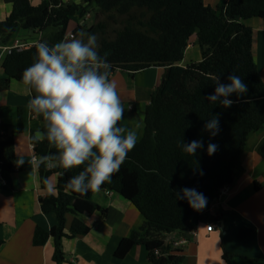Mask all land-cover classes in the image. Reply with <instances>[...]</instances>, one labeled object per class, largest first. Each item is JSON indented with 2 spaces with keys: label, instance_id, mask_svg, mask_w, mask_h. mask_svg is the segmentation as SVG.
Returning <instances> with one entry per match:
<instances>
[{
  "label": "trees",
  "instance_id": "obj_1",
  "mask_svg": "<svg viewBox=\"0 0 264 264\" xmlns=\"http://www.w3.org/2000/svg\"><path fill=\"white\" fill-rule=\"evenodd\" d=\"M5 2L13 9L7 19L0 20V44H7L19 28L37 33L53 28L54 32L41 40L49 45L67 39L70 22L81 9L62 0H44L38 6H33L30 0ZM83 2L87 6L96 5L98 15L105 18H99L86 32L97 36V51L101 56L108 53L110 76L117 71L137 73L150 67L166 68L164 81L146 109L143 138L128 153L111 182L101 187L131 202L148 223L143 235L133 233L120 242L116 256L123 259L139 245L147 249L154 264H181L182 257H157L154 251H169L164 241L167 235L187 232L199 222L220 220V217H209L211 204L240 169L250 134L264 128V81L253 58L252 30L242 22L254 18L264 20V0H228L220 12L205 0ZM84 15L85 8L80 13L81 17ZM108 21L119 24L114 35L109 33ZM79 32L75 29L72 34L76 36ZM194 36L202 50V61L178 66ZM35 53L33 45L13 49L6 55L2 68L7 79L0 83L3 90L9 89L13 81L24 85L22 73L34 62ZM231 74L243 79L247 93L239 97L231 94L229 99L234 103L229 108H224L219 101L209 102L206 97L215 92V78L220 77V83L228 84L227 77ZM23 112L19 108V133L25 130ZM217 114L220 131L212 137L204 126ZM121 123L122 120L120 126ZM9 127L3 122L0 125V174L5 181L0 183V191L5 193L13 191L12 175L16 172L15 143ZM181 140L185 144L201 140L203 147L191 156L182 151ZM209 143L218 145L211 156L207 153ZM35 152L40 158H55L57 150L45 140L35 145ZM48 160L39 164L41 184L46 189L49 178L57 175V194L42 197L40 204L45 215L56 216L57 225L50 230L36 228L33 243L40 247L51 239L53 260L63 264V239L86 235L91 230L79 217L95 213L105 216L106 211L92 202L95 192L81 195L66 188L67 181L79 174L83 165L66 170L56 161V167L50 169ZM184 188L203 193L207 198L206 207L196 211L187 200L177 199L175 194ZM68 214L75 216L70 235L65 232ZM253 232L242 227L239 238L244 239ZM234 257L225 252L223 260L230 264Z\"/></svg>",
  "mask_w": 264,
  "mask_h": 264
},
{
  "label": "crops",
  "instance_id": "obj_2",
  "mask_svg": "<svg viewBox=\"0 0 264 264\" xmlns=\"http://www.w3.org/2000/svg\"><path fill=\"white\" fill-rule=\"evenodd\" d=\"M44 0H30L33 6ZM64 4H75L81 9L75 26H69L71 33L75 29L87 31L99 20V8L87 6L83 0H62ZM205 3L218 12L228 0H205ZM85 8L84 17L80 16ZM12 5L0 0V20L7 19ZM96 10L94 16L91 10ZM252 30V53L255 64L264 81V20L249 19L242 21ZM91 25V26H90ZM54 32L53 28L44 33L26 31L21 28L13 34L7 44H0V83L7 79L2 64L9 52L8 48L19 45L29 48ZM188 53L192 56H188ZM188 56V57H187ZM202 61V50L196 36L193 37L178 66L187 67ZM165 67H150L137 73L117 71L110 79L117 83V90L125 113L121 126L135 129L138 140L143 138L146 109L156 89L163 83ZM33 93L25 85L11 82L9 89L0 86L1 120L9 125L14 139L15 162L17 171L12 175L13 191H0V264H56L53 260L54 244L50 239L44 246L33 243L36 228L50 230L57 225L54 214L42 212L40 199L57 194V175L48 180L43 189L39 174L41 158L35 152L37 142L33 140L36 131H42L44 120L32 114L28 108ZM23 109L25 130L18 129V111ZM36 158V161H35ZM23 164H19V161ZM48 167H56L55 158L48 160ZM230 193L217 199L213 209H209L211 219L193 224L187 232L169 235L175 238L187 237L189 244L180 248L175 255L183 258L181 264H228L223 260L225 252L235 255L230 264H264V128L250 134L241 167L229 185ZM92 202L106 211V215L95 213L92 216H80L79 219L91 230L86 235L68 237L62 241L63 264H154L144 246H134L127 256L119 259L116 250L120 242L133 233L143 235L148 223L137 208L115 191L100 189L92 196ZM75 216H66L65 232L70 235ZM208 222L215 225L212 232L206 230ZM243 225L254 230L244 239L239 238ZM191 231L197 236L192 237Z\"/></svg>",
  "mask_w": 264,
  "mask_h": 264
},
{
  "label": "clouds",
  "instance_id": "obj_3",
  "mask_svg": "<svg viewBox=\"0 0 264 264\" xmlns=\"http://www.w3.org/2000/svg\"><path fill=\"white\" fill-rule=\"evenodd\" d=\"M49 45L38 42L34 62L22 73L23 84L32 92L28 108L37 117H42L44 131H36L33 140H47L57 152L58 166L72 169L84 166L71 177L66 188L79 193L98 192L113 175L136 146L138 135L135 129L120 126L125 109L117 90V83L110 79L108 53L101 56L97 49V36L81 30L72 38ZM73 35V34H72ZM228 84L215 78V92L206 99L229 108L234 101L233 93L243 96L247 85L240 76L231 74ZM212 137L219 134V115H214L205 124ZM182 151L194 156L203 147V141L179 142ZM218 145L209 143V156ZM51 157L44 156L42 160ZM21 160L19 164H23ZM203 174V173H201ZM177 199L187 200L190 207L201 211L207 198L193 188H184L175 194Z\"/></svg>",
  "mask_w": 264,
  "mask_h": 264
},
{
  "label": "built area",
  "instance_id": "obj_4",
  "mask_svg": "<svg viewBox=\"0 0 264 264\" xmlns=\"http://www.w3.org/2000/svg\"><path fill=\"white\" fill-rule=\"evenodd\" d=\"M74 35L70 34L68 36V38H72ZM22 46H15L14 48H8L7 49V52H11L13 49H21ZM2 124V120L0 118V125ZM35 161H36V158H35ZM17 171V169H16ZM0 183H5V181L2 179L1 177V174H0ZM230 193V189L229 187H224L219 196L214 200V202L211 204V207H210V210L213 209L216 205V201L217 199H220L222 198L223 196H226ZM215 229V225L212 223V222H208L207 225H206V230L208 232H212L213 230ZM190 234L192 235V237H196L197 236V232L196 231H191ZM164 241L166 243V245L169 247V251H166L165 253H161L160 250H155L154 251V254L157 256V257H169V256H173V254L175 255V253L182 247L186 246L187 244H189V239L187 237H181V238H175V236H171L169 237V235H167L165 238H164ZM70 264H76V262L74 260L70 261Z\"/></svg>",
  "mask_w": 264,
  "mask_h": 264
},
{
  "label": "rangeland",
  "instance_id": "obj_5",
  "mask_svg": "<svg viewBox=\"0 0 264 264\" xmlns=\"http://www.w3.org/2000/svg\"><path fill=\"white\" fill-rule=\"evenodd\" d=\"M91 15L94 16V14L96 13V10H91L90 11ZM100 19H105L104 17H99ZM79 20V13H77L71 20L70 24L71 27L75 26V24H77V21ZM121 19H118V21ZM96 23V22H95ZM109 23V33L111 35H114L115 30H117L119 28V24L117 23H113V21H108ZM70 26V25H69ZM91 26V25H90ZM188 56H192V54L188 53ZM187 56V57H188ZM242 227H247L246 225H243ZM248 228V227H247ZM240 232V231H239Z\"/></svg>",
  "mask_w": 264,
  "mask_h": 264
}]
</instances>
